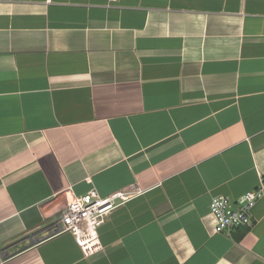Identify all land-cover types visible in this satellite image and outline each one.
I'll return each mask as SVG.
<instances>
[{"label":"crops","instance_id":"1","mask_svg":"<svg viewBox=\"0 0 264 264\" xmlns=\"http://www.w3.org/2000/svg\"><path fill=\"white\" fill-rule=\"evenodd\" d=\"M263 174L264 0H0V264H264V191L209 210ZM92 188L134 195L86 253Z\"/></svg>","mask_w":264,"mask_h":264},{"label":"built area","instance_id":"2","mask_svg":"<svg viewBox=\"0 0 264 264\" xmlns=\"http://www.w3.org/2000/svg\"><path fill=\"white\" fill-rule=\"evenodd\" d=\"M263 191L264 174L260 176L257 187L246 191L235 200L222 195L212 196L209 210L214 217L215 232L231 236L236 229L251 226L253 223L251 210L263 195ZM133 195L134 192L118 191L101 196L92 188L68 202L56 221V231L73 234L84 252H94L101 248L98 227L114 208Z\"/></svg>","mask_w":264,"mask_h":264},{"label":"trees","instance_id":"3","mask_svg":"<svg viewBox=\"0 0 264 264\" xmlns=\"http://www.w3.org/2000/svg\"><path fill=\"white\" fill-rule=\"evenodd\" d=\"M242 233H243V232H242ZM241 235H242V234H241ZM241 235H240V236H241Z\"/></svg>","mask_w":264,"mask_h":264}]
</instances>
